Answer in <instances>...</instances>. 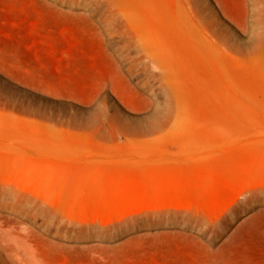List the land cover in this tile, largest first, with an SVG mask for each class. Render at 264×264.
I'll use <instances>...</instances> for the list:
<instances>
[{
  "label": "rangeland",
  "instance_id": "obj_1",
  "mask_svg": "<svg viewBox=\"0 0 264 264\" xmlns=\"http://www.w3.org/2000/svg\"><path fill=\"white\" fill-rule=\"evenodd\" d=\"M45 1L0 8V264H264V0Z\"/></svg>",
  "mask_w": 264,
  "mask_h": 264
},
{
  "label": "crops",
  "instance_id": "obj_2",
  "mask_svg": "<svg viewBox=\"0 0 264 264\" xmlns=\"http://www.w3.org/2000/svg\"><path fill=\"white\" fill-rule=\"evenodd\" d=\"M62 6L63 4L47 3L45 0H0V8L4 11L16 13L29 12L32 15L37 14L35 17H39L42 20L51 18L66 20L69 15L64 13L67 10H64ZM81 16L82 18H89L88 15Z\"/></svg>",
  "mask_w": 264,
  "mask_h": 264
}]
</instances>
